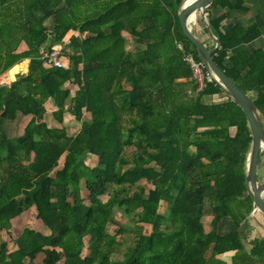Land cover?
I'll return each mask as SVG.
<instances>
[{
    "label": "trees",
    "instance_id": "1",
    "mask_svg": "<svg viewBox=\"0 0 264 264\" xmlns=\"http://www.w3.org/2000/svg\"><path fill=\"white\" fill-rule=\"evenodd\" d=\"M182 1L0 0V76L30 59L28 75L0 85V231L32 206L52 231L26 229L13 253L2 242L0 264H33L41 253L45 264L63 257L64 264H226L222 255L234 251V264H264V242L241 232L254 208L247 117L215 80L198 90L184 60L201 62L180 24ZM245 1L216 0L207 16L222 41L216 61L264 112V48L248 50L262 32L227 24L226 10L246 11ZM68 38L67 68H46L42 50ZM67 84L77 87L74 96ZM216 96L226 99L204 100ZM47 99L60 123L66 111L81 123L77 134L43 122ZM21 115L31 121L10 138L5 124ZM131 146L138 152L129 159ZM88 155L98 157L96 167ZM116 207L133 214L135 226L120 223ZM226 219L236 231L221 233ZM111 226L118 227L114 236ZM125 233L135 241L121 254L117 237Z\"/></svg>",
    "mask_w": 264,
    "mask_h": 264
},
{
    "label": "water",
    "instance_id": "2",
    "mask_svg": "<svg viewBox=\"0 0 264 264\" xmlns=\"http://www.w3.org/2000/svg\"><path fill=\"white\" fill-rule=\"evenodd\" d=\"M216 0H183L178 8V16L184 35L192 42L203 62L206 73L215 80L227 95L244 110L252 135L250 150L247 154L246 177L248 195L253 201L252 215L259 213L264 218V183H259L258 170L261 153L264 150V112L256 104L251 92H245L237 82L216 61L215 54L222 49V41L211 27L207 11L215 5ZM200 16L209 38L216 44L209 48L201 40L192 18Z\"/></svg>",
    "mask_w": 264,
    "mask_h": 264
},
{
    "label": "crops",
    "instance_id": "3",
    "mask_svg": "<svg viewBox=\"0 0 264 264\" xmlns=\"http://www.w3.org/2000/svg\"><path fill=\"white\" fill-rule=\"evenodd\" d=\"M244 5L246 8V11L232 10V9L226 10L227 15H228L227 24L241 23L242 25H244L247 28L252 26V25H256L260 28V31L262 32V36L259 37L255 42H253L250 46H248V50L253 52L254 49L256 50L258 48H264V0H246ZM26 50H27L26 43H23V44H21L18 52L23 53ZM29 65H30V59H25L16 65V66L22 67L21 72L18 73L16 76H13V74H10L11 70H13L16 66L11 68L10 70L5 72L4 74H2L0 76L1 85H10L11 83L17 81L19 76L28 75ZM8 75H10V79L13 78L15 80H9ZM5 78H7V79H5ZM2 80L4 81V83ZM66 88H71L72 96L75 95V91H76L77 87H74V86L72 87V85L67 84ZM44 105L46 107V114L44 116L43 122H45L49 128H54V129L64 128L66 119L71 118L69 116L74 117V115H72L70 111H66V113L64 114L63 122L60 123L54 114V112L57 110V106H55L53 104V101L51 99H47L45 101ZM69 105H70V102L67 103V108L69 107ZM67 114H68V116H67ZM90 116L91 115L89 113H87V112L85 113L86 118H90ZM52 117H54V121H51ZM21 118L26 119V125H25V128H26L27 125L29 124V122L31 121V115L30 116H24V117L21 115L19 117V119H21ZM17 121H18V119H17ZM11 123H13V122H11ZM6 125H7V123L5 124V127H6ZM20 136H18V137H20ZM64 160L65 159L63 157L61 159L60 165L64 164ZM98 161H99V159L96 156L88 155V157H87V163L91 168L96 167L98 165ZM81 194L85 198L88 197L87 190H84V187L81 190ZM102 200H104V199L102 198ZM38 215H39V213H38L37 206H32L30 209L24 211L20 216L14 218L13 222H11V224H13V227H11L9 232L0 231V246H1L2 242H6L8 244L9 253L16 252L19 249L18 245L16 244V240L19 239L24 234L26 229H32L36 232H39L40 234H42L44 236H50L52 234V231L44 224V222L42 221V219L39 218ZM249 222H251V221H249ZM248 225H249V223H248ZM224 226H225V223L221 227V233H223V234H228V233L234 232L237 229L234 226L233 222L228 223L227 229H224ZM244 229H245V226H243V229H241V232H243V234L246 236ZM150 232H151L150 230L147 231L148 234ZM115 234H116L115 232H111V230H110L111 236H114ZM119 237H117L118 241H120ZM254 239H256V238L253 237V239H249V241H253ZM257 239H260L261 241L264 242V240L262 238H257ZM88 242H89V238H86L85 239L86 246L88 245ZM247 246L249 248L252 247L250 244ZM119 250H120L121 254H123L125 252V251L123 253L121 252L120 246H119ZM57 251L62 252L60 249H57ZM126 251H127V249H126ZM87 253H88L87 250H84L83 256H85ZM235 254H236L235 251L234 252H228L226 254H223L222 258L225 260V256H229V260H228L227 264H234L233 258L235 256ZM45 258H46V256L43 253H41L40 255H38L37 259L34 261L33 264H45V262H44ZM64 260H65V257H63L62 260L59 261L57 264H64L63 263Z\"/></svg>",
    "mask_w": 264,
    "mask_h": 264
},
{
    "label": "rangeland",
    "instance_id": "4",
    "mask_svg": "<svg viewBox=\"0 0 264 264\" xmlns=\"http://www.w3.org/2000/svg\"><path fill=\"white\" fill-rule=\"evenodd\" d=\"M48 24H50V22ZM196 28H197V31H198V34H199L201 40H203L204 43H206L207 47L214 48L216 46V44L213 40H211L209 38V35L205 33L204 23H203L202 18L200 16L198 17ZM125 36L127 38L129 50L133 51V52L137 51L139 49V47L135 44L133 38L131 36H129L128 34H125ZM66 61H68V57H67ZM5 79H7V78H5ZM8 79L9 80H15L13 78L10 79V75H8ZM3 83H4V81H3ZM0 85H1V82H0ZM225 99H226L225 96L224 97L216 96V97H208V98H205L204 100H205V102L211 103V102H215V101H223ZM67 116H68V114H67ZM69 117H71V118L66 119L65 127L67 128L70 135H75L79 132L80 127H81V123H79L75 117H73V116H69ZM51 121H54V117L51 118ZM263 124H264V119H263ZM25 125H26V119H24V118L18 119V121L13 122V123H11V122L7 123L6 129H7V133L9 135V137L10 138H16L20 135H23L24 131H25ZM233 132H235V130H233ZM137 152H138L137 147L131 146V147L126 149L125 155L129 159H132L134 154H136ZM258 179H259V183H264V150L261 153V157H260V161H259ZM141 186L143 188H145L147 191L150 188H153L152 186L148 185V183H146L144 181L141 182ZM134 190H136V188ZM103 199L106 201L108 198H107V196H105V197H103ZM161 212L162 213L167 212L166 204H163V206L161 207ZM115 213H116V218L118 219V221L122 224H125L126 228L130 229L129 226H135V222L133 221V214L125 213V211L119 207L115 208ZM250 221L251 222H249V225L246 224L245 229H244L247 238L253 239V237H254V238H262L264 240V218L259 213H256L254 216H250ZM228 223H232L231 219H226L224 229H227ZM205 229H206V232L211 230V218L206 219ZM110 230H111V232H115L118 230V227L111 226ZM119 240L120 241L118 242V244L121 248V252L123 253L124 251H126V249L130 245H133V243L135 241V236L130 234V233H125L119 237ZM248 245H249V243H248ZM228 260H229V256H225L226 264L228 263Z\"/></svg>",
    "mask_w": 264,
    "mask_h": 264
},
{
    "label": "built area",
    "instance_id": "5",
    "mask_svg": "<svg viewBox=\"0 0 264 264\" xmlns=\"http://www.w3.org/2000/svg\"><path fill=\"white\" fill-rule=\"evenodd\" d=\"M70 44L71 40L68 38L64 44L55 46L51 51L43 49L41 52V59L44 61V66L48 69L67 68L66 58L64 56V48ZM177 46L183 51L184 47L181 43H178ZM184 60L190 64L193 72V78L198 84V90H201L204 87L205 80H211L210 77L205 73V66L203 62L196 61L191 55H186Z\"/></svg>",
    "mask_w": 264,
    "mask_h": 264
},
{
    "label": "bare ground",
    "instance_id": "6",
    "mask_svg": "<svg viewBox=\"0 0 264 264\" xmlns=\"http://www.w3.org/2000/svg\"><path fill=\"white\" fill-rule=\"evenodd\" d=\"M197 21H198V16H196V17L193 16V18H192V22H193V23L195 22V24L197 25Z\"/></svg>",
    "mask_w": 264,
    "mask_h": 264
},
{
    "label": "flooded vegetation",
    "instance_id": "7",
    "mask_svg": "<svg viewBox=\"0 0 264 264\" xmlns=\"http://www.w3.org/2000/svg\"><path fill=\"white\" fill-rule=\"evenodd\" d=\"M259 180V179H258Z\"/></svg>",
    "mask_w": 264,
    "mask_h": 264
}]
</instances>
